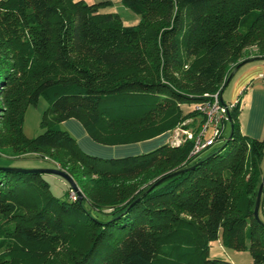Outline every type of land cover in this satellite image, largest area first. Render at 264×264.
Instances as JSON below:
<instances>
[{
  "label": "trees",
  "instance_id": "16d2710c",
  "mask_svg": "<svg viewBox=\"0 0 264 264\" xmlns=\"http://www.w3.org/2000/svg\"><path fill=\"white\" fill-rule=\"evenodd\" d=\"M120 2L136 25L99 12L108 3L0 0V156H47L80 192L58 200L41 173L0 168V264H230L207 258L216 239L264 264V226L252 215L264 132L242 135L238 106L224 144L203 157L189 156L188 140L90 156L60 128L75 120L103 147L195 133L203 95L239 62L264 59V0ZM40 97L43 131L27 139L24 110Z\"/></svg>",
  "mask_w": 264,
  "mask_h": 264
},
{
  "label": "rangeland",
  "instance_id": "374dc122",
  "mask_svg": "<svg viewBox=\"0 0 264 264\" xmlns=\"http://www.w3.org/2000/svg\"><path fill=\"white\" fill-rule=\"evenodd\" d=\"M99 12H110L114 13L117 15L119 21L121 22L122 25L124 26H133L136 25L139 21V17L134 14L133 12L129 11L126 9L124 6H119V7H110L107 9H100ZM253 51V49H250ZM248 53V50H247ZM228 93V90H224L223 96L226 97V94ZM226 100V99H225ZM234 100L232 101H225V105H229L233 103ZM224 104V103H223ZM47 103L45 100L40 97L36 103L35 106H27L24 110L23 114V120H22V133L25 138L27 139H32L36 135L40 134L43 129L40 125L41 122V117L43 112L47 109ZM181 109L185 112L188 109H191V107H187L186 105H181ZM240 111V108H239ZM240 113V112H239ZM239 115V114H238ZM189 121H187L188 123ZM81 127V126H80ZM60 128L63 130H66L70 136L75 140L77 146L79 149L83 151L81 147V139L80 137L77 136V133L72 131L71 129H66L63 123L60 124ZM82 129V128H81ZM228 125H225V128L223 130L222 138L217 140L214 145L211 148L206 149L203 153H201L200 157H203L205 155H208L213 149L219 148L222 144H224V138H227L228 136ZM83 131V130H82ZM182 131L189 132V130H182L180 128L175 129L172 131V133L168 134L167 136H163L162 140L166 141L169 145H177L181 141L184 140V135ZM86 136V135H85ZM87 137V136H86ZM121 147H126V146H118V147H111L109 152H106L105 156H108L110 153H117L119 155L120 152H123L124 150H116L117 148ZM138 147V146H137ZM139 148V147H138ZM125 152V151H124ZM85 153V152H84ZM93 153V152H92ZM86 154V153H85ZM96 155L101 156L100 151L93 153ZM90 155V154H88ZM95 155V156H96ZM93 156V155H90ZM98 157V156H96ZM113 157L115 158L114 155H111L109 157L105 158H110ZM50 158L47 156H44L43 159L39 157H32V156H26L23 158H13V159H7L2 156H0V168H12V169H19V170H35V171H44V170H52L53 164L50 161H47ZM264 166V162H263ZM58 170V169H57ZM61 171V170H60ZM39 177L45 181L48 185V192L51 197L58 199V200H69L70 199L69 193V187L63 179L52 175L50 173H42L39 175ZM76 186V185H75ZM77 190L78 187L76 186ZM80 193V192H79ZM75 194V192H74ZM76 197V194H75ZM257 218L260 221L261 224L264 225V214L262 213L261 209L257 213ZM85 238L81 239V242H84ZM75 242V241H74ZM76 243V242H75ZM80 244L76 245L75 247L73 246L72 248H78ZM207 258L208 259H218V260H225L228 261L230 260V264H249L250 263V255L248 251H234L230 249H225L221 246L219 239L213 240L207 244Z\"/></svg>",
  "mask_w": 264,
  "mask_h": 264
},
{
  "label": "crops",
  "instance_id": "0c3cea01",
  "mask_svg": "<svg viewBox=\"0 0 264 264\" xmlns=\"http://www.w3.org/2000/svg\"><path fill=\"white\" fill-rule=\"evenodd\" d=\"M86 4H105L108 5L101 6V9H107L110 7H119L122 6L120 0H82ZM248 52L252 53V50H248ZM250 53V54H251ZM251 56V55H250ZM252 57V56H251ZM250 61L241 65L237 70L233 73L231 78L227 83H223V87L220 90L219 99L225 104V101H236L238 109L240 108V113L237 115V121L239 126V131L242 135L247 136L253 139H261L263 137L264 132V88L262 82L259 78L260 74L264 73V59L260 58H250ZM233 70V69H232ZM229 72V74L232 72ZM228 74V75H229ZM225 77V79L228 77ZM228 90L226 97L223 96L224 90ZM226 99V100H225ZM63 125L66 129H71L77 136L81 139V147L86 154H90L95 156L96 152L102 153L100 154V158L109 157L114 155L115 157H123L129 155H136L144 152H148L155 147L166 143V141L162 140L164 135L156 137L151 140H147L144 142H140L138 144L125 145L126 147L117 148L116 150H124L120 152L119 155L117 153H110L108 156H105L106 152L111 150V147H103L97 144L92 143L82 131L80 125L75 120H67L63 122ZM139 148H138V147ZM118 147V146H113ZM93 152V153H92ZM264 153V149H263ZM99 157V155H96ZM264 162V158H263ZM262 162V163H263ZM264 199V192L261 193ZM262 213L264 214V204L260 208ZM259 209V210H260ZM258 210V211H259ZM230 262V260H228Z\"/></svg>",
  "mask_w": 264,
  "mask_h": 264
},
{
  "label": "built area",
  "instance_id": "2783aa9c",
  "mask_svg": "<svg viewBox=\"0 0 264 264\" xmlns=\"http://www.w3.org/2000/svg\"><path fill=\"white\" fill-rule=\"evenodd\" d=\"M259 78L264 88V73L260 74ZM220 89L221 86L211 95L204 94L203 96L208 99L194 105V110L202 119L197 131L195 133L182 131L184 140L191 141L190 157L197 156L211 148L217 140L222 138L223 130L228 122V112L237 106L236 101L229 105L221 104ZM69 196L72 201L75 200L72 190H70Z\"/></svg>",
  "mask_w": 264,
  "mask_h": 264
},
{
  "label": "water",
  "instance_id": "95a60500",
  "mask_svg": "<svg viewBox=\"0 0 264 264\" xmlns=\"http://www.w3.org/2000/svg\"><path fill=\"white\" fill-rule=\"evenodd\" d=\"M250 60H243L241 62H239L237 65H235V67L233 68L232 72L228 75V77L225 79V83H227L229 81V79L231 78V76L233 75V73L237 70V68H239L241 65L249 62ZM220 103L223 104V102L220 100ZM3 170L6 171H10V172H35V173H50L52 175H55L61 179H63L64 181H66L68 187L75 192L76 195H79V191L77 190L76 186L74 185L73 181L71 180V178L64 172L57 170V169H52V170H44V171H35V170H19V169H12V168H1ZM264 186V166L262 168V173H261V179L259 182V185L257 187L256 193H255V199H254V205H253V210H252V215L253 218L256 222L260 221L257 218V213H258V208H259V203H260V196H261V192H262V188ZM264 226V225H263Z\"/></svg>",
  "mask_w": 264,
  "mask_h": 264
}]
</instances>
